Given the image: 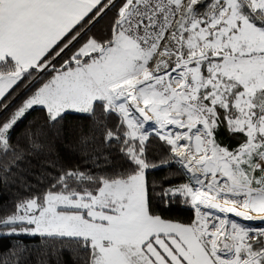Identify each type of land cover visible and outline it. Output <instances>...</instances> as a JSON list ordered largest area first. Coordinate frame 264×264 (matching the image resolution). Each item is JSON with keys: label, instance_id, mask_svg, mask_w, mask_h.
<instances>
[{"label": "snow or ice", "instance_id": "6c2138e0", "mask_svg": "<svg viewBox=\"0 0 264 264\" xmlns=\"http://www.w3.org/2000/svg\"><path fill=\"white\" fill-rule=\"evenodd\" d=\"M68 137L71 166L55 151ZM39 156L33 185L21 165ZM10 181L0 264H264V226L241 222L264 225V0H0Z\"/></svg>", "mask_w": 264, "mask_h": 264}, {"label": "trees", "instance_id": "16d2710c", "mask_svg": "<svg viewBox=\"0 0 264 264\" xmlns=\"http://www.w3.org/2000/svg\"><path fill=\"white\" fill-rule=\"evenodd\" d=\"M107 17H105L104 20H101V22L96 26V30H103L107 23ZM19 101H17L18 103ZM42 122V112L37 108L35 111L31 113L27 117V119L24 121V123L21 125V129L24 127H27L28 125H36L38 123ZM82 121L80 119V114L75 113L73 111H69L66 114L65 120L63 121V124L66 128H75L79 124H81ZM220 139L224 143H231L230 137L227 135L226 132H221ZM56 154L59 156V158L69 166L74 165L81 161V157L76 151V148L74 147V139L72 137H68L66 139H62L61 141L57 142L56 147ZM115 155V153H114ZM45 156H39V157H31V163L23 162L21 165V175L25 177L26 182L31 183L33 185L37 184L38 180H41V177L43 175V168L41 165L45 161ZM116 163H120L118 160ZM101 168L103 167V164L101 163ZM178 166H175L171 169H161V170H150L148 173V177L150 181H158L162 177H164L169 171L175 172ZM96 171H99L100 169H95ZM184 177L177 174L175 180L176 182L183 181ZM41 187L43 186V181H41ZM18 185L11 183L8 186L0 185V205H9L11 204L13 198L18 194L17 192ZM159 213L166 219L174 220V221H180L184 223H189L193 217V212L190 208L187 207H173L170 209H165L163 206L160 207ZM252 223L255 225L254 222H247ZM23 243L27 244L30 248L33 247H39L40 241L38 239L33 238H24ZM63 260L65 261V264H72V257L68 252H65L63 255Z\"/></svg>", "mask_w": 264, "mask_h": 264}, {"label": "rangeland", "instance_id": "374dc122", "mask_svg": "<svg viewBox=\"0 0 264 264\" xmlns=\"http://www.w3.org/2000/svg\"><path fill=\"white\" fill-rule=\"evenodd\" d=\"M236 219H239V218H236ZM241 222H243V223H247L246 221H241ZM254 223H256L254 226H264V225H261L259 222H254Z\"/></svg>", "mask_w": 264, "mask_h": 264}]
</instances>
